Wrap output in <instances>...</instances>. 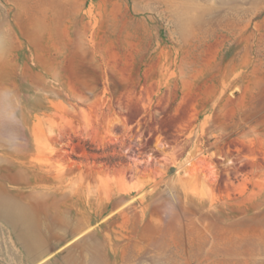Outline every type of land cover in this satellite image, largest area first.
Listing matches in <instances>:
<instances>
[{
    "label": "rangeland",
    "instance_id": "obj_1",
    "mask_svg": "<svg viewBox=\"0 0 264 264\" xmlns=\"http://www.w3.org/2000/svg\"><path fill=\"white\" fill-rule=\"evenodd\" d=\"M0 264H264V0H0Z\"/></svg>",
    "mask_w": 264,
    "mask_h": 264
},
{
    "label": "trees",
    "instance_id": "obj_2",
    "mask_svg": "<svg viewBox=\"0 0 264 264\" xmlns=\"http://www.w3.org/2000/svg\"><path fill=\"white\" fill-rule=\"evenodd\" d=\"M104 161H111L112 163H114L112 159H107V160H104Z\"/></svg>",
    "mask_w": 264,
    "mask_h": 264
}]
</instances>
